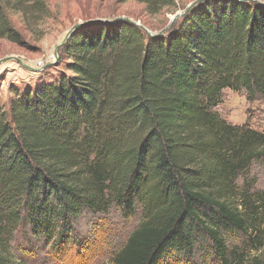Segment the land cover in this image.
Instances as JSON below:
<instances>
[{"label":"trees","instance_id":"trees-1","mask_svg":"<svg viewBox=\"0 0 264 264\" xmlns=\"http://www.w3.org/2000/svg\"><path fill=\"white\" fill-rule=\"evenodd\" d=\"M31 9L43 0H0V38L22 45L10 12ZM60 59L0 101V264H21L19 230L63 241L113 207L141 221L107 264H264V183L244 178L264 177V128L217 110L225 89L264 98V5L207 0L159 36L85 24Z\"/></svg>","mask_w":264,"mask_h":264},{"label":"rangeland","instance_id":"rangeland-1","mask_svg":"<svg viewBox=\"0 0 264 264\" xmlns=\"http://www.w3.org/2000/svg\"><path fill=\"white\" fill-rule=\"evenodd\" d=\"M195 1L173 0L172 6L155 14L149 13L140 0H43V14L33 13L32 9L26 13L10 12L24 42L19 45L0 38V101L8 102L11 86L17 89L32 86L46 68L44 73L50 77L63 71L60 48L57 47L79 22L130 19L145 26L149 33L164 34ZM177 13L182 15L173 19ZM217 110L232 124L246 123L258 130L264 128L262 97L249 101L244 92L225 89ZM244 178L256 189L263 187L264 177L259 164H254ZM140 221L139 212L125 216L113 207L106 214L86 215L63 241H59L58 232L54 238L34 239L19 230L13 249L21 264H107ZM235 242L240 244L242 239L231 240L230 245Z\"/></svg>","mask_w":264,"mask_h":264},{"label":"water","instance_id":"water-1","mask_svg":"<svg viewBox=\"0 0 264 264\" xmlns=\"http://www.w3.org/2000/svg\"><path fill=\"white\" fill-rule=\"evenodd\" d=\"M204 1H206V0H196L194 3H192L189 7H188V9L184 12V13H182V14H186V13H188L192 8H194L196 5H198L200 2H204ZM258 3L259 4H263L264 5V2H260V1H258ZM182 14H180V13H177L174 17H173V19H175V18H178L179 16H181ZM105 22V21H107V20H88V21H82V22H79L78 24H76L70 31H69V33L67 34V36H66V38H65V40L63 41V43H61L58 47H57V49H59L70 37H71V35L73 34V32L75 31V30H77L79 27H81V26H83V25H85V24H90V23H96V22ZM127 21H130V22H133V23H135L133 20H130V19H128ZM137 24V23H136ZM139 25V24H138ZM142 28H144L145 30H147L146 29V27L145 26H143V25H140ZM172 26V25H171ZM150 34H152L153 36H159L161 33H150Z\"/></svg>","mask_w":264,"mask_h":264}]
</instances>
